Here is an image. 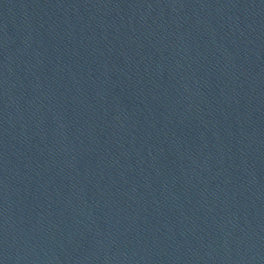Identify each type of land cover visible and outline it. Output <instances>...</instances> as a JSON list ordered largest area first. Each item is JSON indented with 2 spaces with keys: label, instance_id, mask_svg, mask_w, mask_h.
<instances>
[{
  "label": "water",
  "instance_id": "water-1",
  "mask_svg": "<svg viewBox=\"0 0 264 264\" xmlns=\"http://www.w3.org/2000/svg\"><path fill=\"white\" fill-rule=\"evenodd\" d=\"M0 264H264V196L63 0H0Z\"/></svg>",
  "mask_w": 264,
  "mask_h": 264
}]
</instances>
